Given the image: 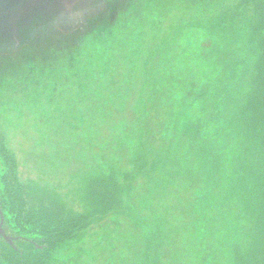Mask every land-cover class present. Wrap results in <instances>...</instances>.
<instances>
[{"label": "rangeland", "instance_id": "1", "mask_svg": "<svg viewBox=\"0 0 264 264\" xmlns=\"http://www.w3.org/2000/svg\"><path fill=\"white\" fill-rule=\"evenodd\" d=\"M262 4L0 0V130L29 195L82 211L86 178L133 170L141 119L168 133L171 159L136 175L134 210L91 226L54 264H262L249 248L264 147L243 124ZM160 47L171 76L153 86L143 64Z\"/></svg>", "mask_w": 264, "mask_h": 264}, {"label": "trees", "instance_id": "2", "mask_svg": "<svg viewBox=\"0 0 264 264\" xmlns=\"http://www.w3.org/2000/svg\"><path fill=\"white\" fill-rule=\"evenodd\" d=\"M254 36L259 46L258 61L253 75V84L247 95L243 124L247 126V136L264 147V5L255 12ZM91 21V19L89 20ZM109 24V21L106 20ZM82 23V22H81ZM83 22L82 24H84ZM90 23V22H89ZM79 25V31L82 29ZM92 29L93 25H89ZM109 26V25H108ZM107 26V27H108ZM96 30L95 28H93ZM107 29V28H104ZM100 30L103 33L105 30ZM162 47L150 53L144 61L146 83L163 85L171 73L158 57ZM160 65V67H157ZM141 119L140 149L134 150L133 170L123 175V180L113 172L107 175H93L86 178L82 189L83 210L78 211L58 198L56 194L41 199L28 194L18 176V162L7 145L0 130V257L6 264H54L56 253L61 248L82 240L84 233L94 224L111 216L133 211L127 204L133 182L143 166L155 167L163 160H170L168 133L164 125L163 135L149 121ZM152 129H155L152 131ZM157 133V134H156ZM168 143V144H167ZM251 147L249 150L253 149ZM144 153L149 154L147 157ZM170 156V158H169ZM264 157V155L261 154ZM260 156V157H261ZM169 162V161H168ZM264 167V165H263ZM136 168V169H135ZM140 168V169H138ZM264 182V178L262 180ZM258 186L257 203L253 210L255 233L249 251L260 257L264 264V183ZM153 227H157L153 224ZM158 227H160L158 225ZM163 227V226H162ZM161 234V233H159ZM152 240V239H151ZM152 248L147 250V255ZM246 254V253H245ZM244 252L241 253L240 259Z\"/></svg>", "mask_w": 264, "mask_h": 264}, {"label": "water", "instance_id": "3", "mask_svg": "<svg viewBox=\"0 0 264 264\" xmlns=\"http://www.w3.org/2000/svg\"><path fill=\"white\" fill-rule=\"evenodd\" d=\"M2 225V224H1ZM1 225H0V227H1Z\"/></svg>", "mask_w": 264, "mask_h": 264}]
</instances>
